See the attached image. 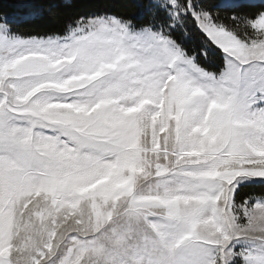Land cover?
I'll list each match as a JSON object with an SVG mask.
<instances>
[{"label": "snow or ice", "instance_id": "obj_1", "mask_svg": "<svg viewBox=\"0 0 264 264\" xmlns=\"http://www.w3.org/2000/svg\"><path fill=\"white\" fill-rule=\"evenodd\" d=\"M73 7L0 4V264H264V0Z\"/></svg>", "mask_w": 264, "mask_h": 264}, {"label": "trees", "instance_id": "obj_2", "mask_svg": "<svg viewBox=\"0 0 264 264\" xmlns=\"http://www.w3.org/2000/svg\"><path fill=\"white\" fill-rule=\"evenodd\" d=\"M11 3V0H0V4L4 5L7 8V5ZM74 5L73 8L70 9H62L61 11L64 14H71L76 11H84L87 10L92 3V0H72ZM37 24L41 27L39 30L41 31H55L57 30V21L55 17L49 16L44 18L41 21H37ZM25 31H31V29H25Z\"/></svg>", "mask_w": 264, "mask_h": 264}]
</instances>
